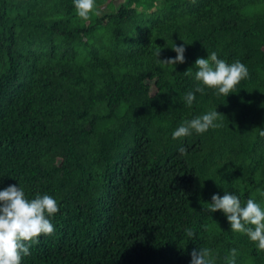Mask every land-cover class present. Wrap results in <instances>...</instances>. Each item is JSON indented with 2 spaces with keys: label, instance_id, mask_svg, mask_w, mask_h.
<instances>
[{
  "label": "trees",
  "instance_id": "trees-1",
  "mask_svg": "<svg viewBox=\"0 0 264 264\" xmlns=\"http://www.w3.org/2000/svg\"><path fill=\"white\" fill-rule=\"evenodd\" d=\"M95 5L84 21L74 0H0V191L59 207L21 264H191L202 247L213 264L233 248L236 264H264L258 242L206 211L225 192L264 210V0ZM175 44L185 63H161ZM211 52L249 77L188 108ZM211 110L221 127L172 138Z\"/></svg>",
  "mask_w": 264,
  "mask_h": 264
},
{
  "label": "clouds",
  "instance_id": "clouds-1",
  "mask_svg": "<svg viewBox=\"0 0 264 264\" xmlns=\"http://www.w3.org/2000/svg\"><path fill=\"white\" fill-rule=\"evenodd\" d=\"M75 8L79 18L87 21L90 14L99 15L95 0H74ZM177 56L167 60L159 61L165 65H176L185 63V47L183 45L172 48ZM161 52L155 53L159 58ZM196 86L183 96V101L191 108L196 100V93L203 94L205 89L216 91L217 95L228 96L234 93L236 86L249 77L247 67L236 60L228 64L218 59L216 52L208 54V58H197L195 61ZM190 68L185 75H190ZM223 116L217 110H211L206 114L197 116L191 120H184L172 133V138L181 139L195 131L198 134L207 132L210 128H219L217 123ZM264 135V132H261ZM180 155L187 153L185 147L178 149ZM215 213L222 211L231 226L233 233H245L251 241L258 242V250L264 251V210L254 200L249 198L245 206H242L240 198L225 192L223 197L214 194L212 203L206 210ZM59 212V207L54 198L48 195H37L29 201L21 186H9L0 191V264H21L22 256H29L32 245L39 243L42 235L54 233V226L50 218ZM205 231L207 225L203 226ZM186 236L190 239L196 238L192 229H185ZM237 250L231 249L230 256L225 259V264H236ZM191 264H213L212 250L202 247L191 253Z\"/></svg>",
  "mask_w": 264,
  "mask_h": 264
}]
</instances>
